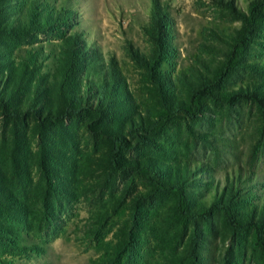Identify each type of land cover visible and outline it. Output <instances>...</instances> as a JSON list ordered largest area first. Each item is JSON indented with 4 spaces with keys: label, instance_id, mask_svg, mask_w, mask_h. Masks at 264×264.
Returning <instances> with one entry per match:
<instances>
[{
    "label": "rangeland",
    "instance_id": "1",
    "mask_svg": "<svg viewBox=\"0 0 264 264\" xmlns=\"http://www.w3.org/2000/svg\"><path fill=\"white\" fill-rule=\"evenodd\" d=\"M238 92L264 97V0H0V264H264L253 228L192 216L264 227Z\"/></svg>",
    "mask_w": 264,
    "mask_h": 264
},
{
    "label": "trees",
    "instance_id": "2",
    "mask_svg": "<svg viewBox=\"0 0 264 264\" xmlns=\"http://www.w3.org/2000/svg\"><path fill=\"white\" fill-rule=\"evenodd\" d=\"M260 6L261 5L259 3L253 4V8L251 10L252 16L250 18L246 17L245 15H241V18L244 20L245 27H244L243 33L240 36V41H243L244 38H246L249 35V33L252 31L251 27L253 26L254 22H256L259 16L258 11L260 9ZM105 90H106V87L102 85V87L98 89V92L103 93L104 95ZM240 98H247V99H252L253 101H255L260 107L261 113L264 116V97L256 93L249 94L248 92L247 93L238 92L235 96H233L231 100L235 102L239 100ZM2 107H3L2 110L4 112H7V108L5 107V105L2 104ZM78 112H79L78 108L66 109V115H69L71 113H78ZM6 115H9L11 117L19 116V114L15 112H12L10 114L6 113ZM113 164H114V168L121 169L120 164H119V155L115 152L113 156ZM148 178L153 183L155 189L158 191H161V192L162 191L163 192L175 191L178 195V205H177L178 215L181 217L189 216L186 213V204H187L188 196H187L186 191L183 188L177 185L163 183L155 179L153 175L148 176ZM218 212H221L222 214H224L230 227L233 228L234 230L241 229V228H253L256 232L258 243L259 245H261V241L263 240V236H264V227L261 224H257L256 222L250 221V220L243 221V222L238 221L236 217L234 216V214H232V212L230 211L229 206L224 203H221V202L214 203L203 214H194L192 216L194 218L209 219L210 217L214 216Z\"/></svg>",
    "mask_w": 264,
    "mask_h": 264
}]
</instances>
